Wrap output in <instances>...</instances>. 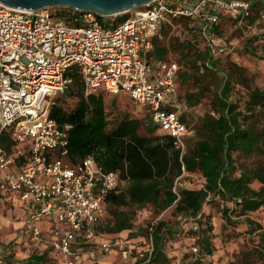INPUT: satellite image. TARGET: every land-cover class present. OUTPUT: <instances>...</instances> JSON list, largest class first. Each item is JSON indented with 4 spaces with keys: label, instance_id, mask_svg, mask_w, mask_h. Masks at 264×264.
Wrapping results in <instances>:
<instances>
[{
    "label": "trees",
    "instance_id": "16d2710c",
    "mask_svg": "<svg viewBox=\"0 0 264 264\" xmlns=\"http://www.w3.org/2000/svg\"><path fill=\"white\" fill-rule=\"evenodd\" d=\"M252 3L261 14L264 1ZM55 13L72 26H79L83 15L69 8ZM129 14L96 16L100 25L114 28ZM193 19H169L153 38L154 54L161 61L169 59L167 47L158 43L160 37L177 31L181 38L170 48L178 54L179 70L175 106L169 109L193 133L183 154L170 135L158 132L161 127L145 107L143 118L125 113L111 119L113 111L106 101L111 94L99 89L87 95L75 69L68 73L73 83L62 94L74 106L68 109L55 101L50 117L59 127L71 126L66 162L77 165L95 154L105 171L127 183L105 197L113 217L105 219V229L132 234L141 220L133 243H148L133 245L134 264H264V225L251 215L264 210V86L257 84L250 69L257 66L264 73V24L255 33L238 30L243 46L224 55L214 51L220 44L205 39ZM254 20L247 19V24L254 25ZM203 30L216 38L225 34L220 23H207ZM1 142L8 151L15 143L7 132ZM196 176L200 184L194 187ZM242 225L245 231L239 230ZM84 235L76 236L73 251L103 252L101 240L88 242ZM60 258V252L50 247L21 262L3 264H58Z\"/></svg>",
    "mask_w": 264,
    "mask_h": 264
},
{
    "label": "built area",
    "instance_id": "2783aa9c",
    "mask_svg": "<svg viewBox=\"0 0 264 264\" xmlns=\"http://www.w3.org/2000/svg\"><path fill=\"white\" fill-rule=\"evenodd\" d=\"M222 12L237 19L236 27L243 32L254 31L247 24L253 16L252 0H153L114 28L100 25L95 13H84L79 26H72L52 8L30 12L0 3V172L21 158L19 145H29L28 159L19 173L8 176L6 186L36 205L28 222L34 239L41 232L33 221L53 217L61 224L49 229L56 238L52 246L61 255L58 264H81L73 241L84 228L100 221L106 195L122 183L117 173L105 171L95 154L77 165L66 162L71 126L59 127L50 108L52 98L73 83L69 71L75 69L80 75L87 95L104 89L111 95L127 94L147 108L153 122L183 154L189 131L169 109L175 106L179 65L161 61L153 77L145 54L168 18L200 16L211 25L219 23ZM259 20L264 22V11ZM214 51L226 53L224 46ZM4 132L15 142L11 151L2 145ZM122 245L102 242V250L109 253L120 247L122 258L134 264V247ZM148 250H153L151 242Z\"/></svg>",
    "mask_w": 264,
    "mask_h": 264
},
{
    "label": "crops",
    "instance_id": "0c3cea01",
    "mask_svg": "<svg viewBox=\"0 0 264 264\" xmlns=\"http://www.w3.org/2000/svg\"><path fill=\"white\" fill-rule=\"evenodd\" d=\"M264 1V0H263ZM264 11V8L261 9V12ZM259 14L260 12H258L257 9L253 8V18L255 17L254 20V31H249L252 33H255L256 31H258L260 28V25H262L264 22L258 20L259 19ZM173 17L168 18V20L172 19ZM181 18V17H178ZM178 18H176V20H178ZM194 19V23H198V25L200 26V28L202 27V31H200L202 33V36L205 39H214V43L215 44H220L218 45L220 46H225L229 45L231 47H236L239 46L238 42H234L231 40V36L233 35V37H236V33L238 30H241L243 32V29H239L236 27V21L234 19V17H232V15L230 13L227 12H222L221 14V18L219 23L221 24V20L222 19H226L227 24L225 26H223L224 24H222V29H224L225 34L222 37H218L216 38L214 35H212L210 32L208 31H204L203 30V25L206 27L207 25V20L204 17H200V16H196L193 17ZM187 19H185L186 21ZM229 26V30H226V26ZM206 29V28H204ZM160 30V29H159ZM262 32V30H261ZM243 33H246L245 30ZM249 34V33H248ZM159 35V31L158 34ZM178 36H180L177 31H171L167 33V38L163 39L162 36L160 37V40L158 41L159 44H163L165 45V47H167L168 50V54L166 55V58L169 59V61H175L178 63L177 58H178V54H175L174 52H171L170 48H172L173 46H178L180 44V39ZM241 37V36H240ZM242 38V37H241ZM156 39V38H155ZM239 41V40H238ZM155 50H156V46L153 48L151 51H149L147 54H145V58L147 60V64L151 67V75L153 77H156L158 74V65L161 62V60L159 58H157V56H155ZM181 50V48H180ZM168 61V60H167ZM178 74V73H177ZM185 108L182 107L181 108V112H184ZM193 133L191 131H189L188 135L186 136V140L192 136ZM19 149L22 151V156L20 159L16 160V163L14 166L10 167L9 169L5 170L4 172H0V197H2V202L3 204L6 205L7 210L9 211H13V216H9L8 218H4L2 219L3 222H6L10 227L13 228L14 230H18V231H23L24 232V236L27 235L28 232V238L30 240V245L31 246H35V249L30 250V248H28L26 250V256L27 258L30 257L32 254L35 253H40L42 251H45L46 249L53 247L52 246V242H54V240H56V238L52 237L49 234V229L51 227H58L61 228V224L59 222H57L53 217L50 219H46L43 218L41 220H35L33 221L31 224L33 227H37L41 234L40 237L38 239H34L32 237V229L28 226V222L30 220L31 215L35 212L36 210V205H34L31 201H23L21 199V193L17 192V191H12L10 190L6 185H7V180H8V176L11 174H16L19 173L21 171L22 165H23V161L25 162L30 154V149H29V145L28 144H21L19 145ZM127 186L126 182H122L120 184V186L118 188L123 189ZM24 206V207H23ZM108 204L106 203V200H104L103 202V210H104V215L102 216V218L100 219V221L94 225H92L91 227H86L84 228L82 231H80L78 233V235H83L85 234V238L88 239V242H93V241H99L101 240L102 242H114V243H121V237H124V233L128 232V231H122L120 233H115L110 231L109 229H105V226L107 224H105V219H107V221H111L113 219L112 215L111 217H109L108 215ZM109 218V219H108ZM8 220L12 221L9 222ZM92 228V229H90ZM86 229L88 230L86 232ZM130 232V231H129ZM128 232V233H129ZM120 239V240H119ZM29 245V246H30ZM114 249H112L106 256H104V258H102V254L103 252H95L92 251L90 252L92 255H90V260H92L94 262V264H120L118 263L120 257L118 254L114 253L113 251ZM86 252L88 251H80V254H78L77 256V261L78 263L81 264H88V262L86 261V259H80V257L82 255H84ZM26 259V258H25ZM4 262V261H3Z\"/></svg>",
    "mask_w": 264,
    "mask_h": 264
},
{
    "label": "rangeland",
    "instance_id": "374dc122",
    "mask_svg": "<svg viewBox=\"0 0 264 264\" xmlns=\"http://www.w3.org/2000/svg\"><path fill=\"white\" fill-rule=\"evenodd\" d=\"M56 9L59 8H52V10L55 12ZM221 24H224L223 26H225L227 24L226 19H222L221 20ZM264 24V23H263ZM229 24L226 26V30H229ZM178 33V32H177ZM231 40L234 41L235 43L238 42L239 46L236 47H231V46H227L225 47L226 49V53H224V55L227 54H232L233 50H238L243 46V42H244V38L240 37V36H236L233 37V35L231 36ZM239 40V41H238ZM251 63V62H250ZM247 64H249V62H247ZM251 65H257L255 63H251ZM250 69L252 70L251 72H253L256 75V82L257 84L264 86V73L262 71L259 72V70H257V66H253L250 67ZM258 71V72H257ZM58 97L60 99H58ZM53 102L58 101L60 102L62 105H64L66 108L70 109L74 106L75 102L72 99H68L64 96L61 95H56L52 98ZM107 101V107L110 111H113V114H111L112 118L111 119H119L122 115H124L125 113H128L131 117L134 118H143L144 117V113L143 110H141L142 107L136 105L135 103L131 102L129 100V96L127 94H120L117 96L114 95H109V97H107L106 99ZM113 101H116L115 103H113ZM159 133L164 134L165 131L162 128H159L158 130ZM195 182L192 186H196L200 184V178L198 176L194 177ZM24 207V206H23ZM252 217L258 221L259 223H262L264 225V210H258L255 213L251 214ZM9 216H13V211H9L6 208V205L3 204L2 202V197H0V258L3 259V261H14V262H21L23 259L27 258L26 256V250L28 248H30V250L35 249V246H31L30 245V240L28 238V232L27 235L24 236V232L23 231H16L13 228L8 227L9 225L6 222H3L2 219L4 218H8ZM163 214H161L159 217H162ZM9 222H12L10 220H8ZM145 223V222H144ZM141 224V220L136 222V226L131 232H126L124 233V237H121L122 241L121 243L123 244L122 246L125 245H130L133 246L135 245L136 248L139 247H143L144 245L146 246L145 243H148V241L142 243H138V244H134L133 240L136 238V234H139V229L138 226ZM246 226L242 225L239 230L241 231H245ZM189 242V240H188ZM30 245V246H29ZM134 247V246H133ZM174 245H171L170 250H174L175 248H173ZM175 247L178 248L180 247V243H175ZM113 254L116 253L119 255L120 259L118 261V263L120 264H129L128 261L124 260L122 258V251L120 247H115L114 250L112 251ZM111 253V252H109ZM103 251L102 254V258H104V256H106L107 254ZM86 259V261L88 262V264H94V262L92 260H90V253L86 252L84 255H82L80 257V259Z\"/></svg>",
    "mask_w": 264,
    "mask_h": 264
},
{
    "label": "water",
    "instance_id": "95a60500",
    "mask_svg": "<svg viewBox=\"0 0 264 264\" xmlns=\"http://www.w3.org/2000/svg\"><path fill=\"white\" fill-rule=\"evenodd\" d=\"M152 2L153 0H0L5 6L30 12L47 8H69L102 17L131 13Z\"/></svg>",
    "mask_w": 264,
    "mask_h": 264
}]
</instances>
